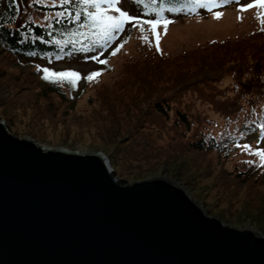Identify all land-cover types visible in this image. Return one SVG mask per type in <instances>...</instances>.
Wrapping results in <instances>:
<instances>
[{
	"label": "rangeland",
	"instance_id": "rangeland-1",
	"mask_svg": "<svg viewBox=\"0 0 264 264\" xmlns=\"http://www.w3.org/2000/svg\"><path fill=\"white\" fill-rule=\"evenodd\" d=\"M16 1L19 4L16 22L19 24L30 16L31 7L29 0ZM252 3L255 0H196L192 4L177 5L182 13L168 15L166 20L171 23L166 30L163 25L157 28L163 59L152 57L150 39L154 38L149 26L145 25L141 33L131 24H126L124 31L116 33L109 43L92 52L36 58L35 65L0 55V121L8 123L11 134L49 147L110 154L113 172L119 174L122 182L149 176L176 178L196 194V200H204V208H210L211 215L264 233V216L258 215L264 212V185L252 183L251 186L257 189L250 190V182H235L221 170H231V161L235 158L230 163H223L213 153L188 150L187 139L181 138L172 126L178 110H187L197 119L206 117L211 127L224 126L221 113L230 111L229 99L234 94L232 76H223L220 83L198 84L203 88L210 83L211 88L204 92L218 97L221 101L218 104L219 100L210 103L197 95L194 92L196 86H192L182 92L167 91L165 97L170 103L167 119L154 113L147 101L140 102L136 108L132 106L139 97L136 89L140 79L150 81V69H162L156 83L166 87L160 85L167 83L170 74L183 71L185 77H193L200 59H210L213 53L223 55L226 46L230 54L224 58V64L228 67L235 62L232 60L238 52L239 56L243 55V49L247 52L246 57L251 56L257 37H242L264 30V7L240 10ZM117 6L140 19L156 16L133 0H120ZM209 8L211 10H207ZM216 12L222 14L218 19L214 18ZM30 18L40 25L47 21L38 14ZM231 39L234 41L220 45ZM118 45H122L120 50L111 55V49ZM94 56L107 63H98L91 58ZM37 67L73 68L81 72L83 79L73 92L76 102L68 106L55 94L41 91L42 87L30 73L33 69L37 76L41 72ZM93 72L101 74L92 81L85 79ZM239 81L241 89L252 84L244 79ZM256 89L264 91V86ZM142 111L150 115L141 116ZM252 114L246 112V115ZM195 130L196 126L191 135ZM241 140L240 144L247 143L251 150L255 146L264 149V134H251ZM173 145H177L179 151L168 155L170 151L164 149H172ZM242 158L245 157L242 155Z\"/></svg>",
	"mask_w": 264,
	"mask_h": 264
},
{
	"label": "water",
	"instance_id": "water-1",
	"mask_svg": "<svg viewBox=\"0 0 264 264\" xmlns=\"http://www.w3.org/2000/svg\"><path fill=\"white\" fill-rule=\"evenodd\" d=\"M0 121V264H264V233L210 214L176 178L120 182L111 155Z\"/></svg>",
	"mask_w": 264,
	"mask_h": 264
},
{
	"label": "trees",
	"instance_id": "trees-1",
	"mask_svg": "<svg viewBox=\"0 0 264 264\" xmlns=\"http://www.w3.org/2000/svg\"><path fill=\"white\" fill-rule=\"evenodd\" d=\"M31 11L30 16L23 22L17 23L19 4L16 0H0V55H5L13 61L17 60L20 63H27L35 65L36 58H43L49 55L62 57L73 52L81 50H97L100 46L106 43H95L99 39L94 35V30L88 26L83 14L78 19H75L77 12H83V6L80 0H70L67 5L62 4L61 0H29ZM44 1V3L42 2ZM141 6L147 7L154 11L176 10L179 4H191L196 0H133ZM91 10V9H89ZM57 13H64L57 16ZM38 14L47 20L46 24H38L31 20V15ZM47 16L48 19H47ZM246 37V38H245ZM256 38L257 45L254 48L251 56L246 57L247 52L243 49V55L232 60L233 64L228 67L224 64V58L230 54L229 48L226 46L223 55L213 53L210 59L204 57L200 62L197 70L192 76H184L182 73L174 72L168 77V81L164 85L166 87H159L156 83L162 75V69H150L149 80H143L138 83L136 93L139 95L135 103L130 104L137 107L140 102L147 101V106L160 117L167 119L170 110V103L166 101L167 91L174 93L175 91H184L186 88L196 86L194 92L202 95L208 99L210 103L220 99L214 95L208 94L207 91L211 88L210 83H220L221 78L225 75L232 76L234 83L231 87L234 91L233 96L229 99L231 102L230 111L222 112V119L224 126L221 124L211 127L209 119L206 117H194V115L187 110L175 111L172 126L176 133L182 138L187 139L188 150L196 153H213L223 163L224 161H231L233 167L231 170L222 168L221 170L234 179L239 184L250 182V190L257 189L252 187L259 184L264 185V166H261V161L258 156L251 155L245 151L240 144L242 138L257 134L258 136L264 134V91L258 90L264 86V30H258L248 33L242 37L244 39ZM231 40H225L220 45H227ZM234 41V40H233ZM150 47L154 52L152 57L163 59L162 51L159 48L157 51L155 41L150 39ZM116 46L113 48V50ZM235 52L237 50H234ZM149 59V58H146ZM145 59V60H146ZM240 59V60H239ZM237 60V61H236ZM28 65V66H29ZM187 66V65H186ZM185 66V67H186ZM31 67V66H30ZM42 67H37L40 70ZM51 71H75L80 74V79L73 87L68 83H54L51 80L43 79V72L37 73L30 70V73L35 76L38 84L42 87L41 91H46L55 94L61 101H64L68 106L76 102V96L73 92L79 88L83 75L76 69L72 68H48ZM194 77H201L195 79ZM251 81L250 86L240 88V81ZM206 84L203 88L199 83ZM260 83V86L258 85ZM142 83V85H140ZM226 87V85H225ZM140 89V90H139ZM246 112L253 113L246 115ZM263 113L262 116L260 114ZM128 115V113H126ZM150 115L149 112L142 111L140 114ZM198 116V115H196ZM151 123V120H148ZM202 122V123H200ZM196 130L191 135L193 127ZM7 127V126H6ZM8 130L9 127H7ZM242 141V140H241ZM247 144V143H246ZM241 145V147H237ZM177 145H173L172 149H164L170 151L168 155H174V152L179 150ZM258 147L252 149L255 151ZM156 152V151H154ZM242 155L245 157L242 158ZM250 157V158H249ZM120 181V180H119ZM122 183V180L120 181ZM260 194V192H257ZM261 217L264 212L259 213Z\"/></svg>",
	"mask_w": 264,
	"mask_h": 264
},
{
	"label": "snow or ice",
	"instance_id": "snow-or-ice-1",
	"mask_svg": "<svg viewBox=\"0 0 264 264\" xmlns=\"http://www.w3.org/2000/svg\"><path fill=\"white\" fill-rule=\"evenodd\" d=\"M62 4L67 5L70 0H61ZM154 3L155 0H152ZM120 3V0H80V4L83 6V12H77L75 19H78L81 14L84 15L88 26L94 30V35L98 36L99 39L95 43H108L111 41L113 36L116 33L124 31L126 24H131L133 28H139L141 33L144 31V26H149V30L152 33V36L155 40L157 51H159V33L157 28L161 25L164 26L165 30L167 25L171 23L170 20L163 19L161 16L162 9L156 13L155 18L150 19H140L138 16L129 15L128 12L121 10L117 5ZM252 7H264V0H255V3L248 4L245 8L240 10H247V8ZM91 9V10H89ZM207 10H211L210 8ZM115 13V14H110ZM64 13H57V16H61ZM222 14L219 12L214 13V18H220ZM166 34V33H165ZM142 39L147 40V37L142 36ZM122 45H118L111 53L115 55ZM94 60H97L100 64H106L107 61L100 59L98 56L91 57ZM43 72V79L51 80L54 83H68L71 86H75L78 80L80 79V74L75 71H51L48 68L41 69ZM100 72H93L85 79L92 81L96 77L100 76ZM241 147V145H237ZM243 149L248 151L249 154L258 156L261 161V166H264V149L259 147L252 151L250 145L244 144Z\"/></svg>",
	"mask_w": 264,
	"mask_h": 264
}]
</instances>
